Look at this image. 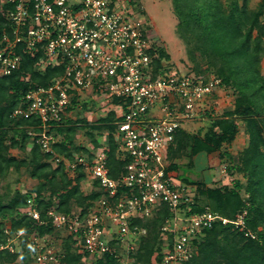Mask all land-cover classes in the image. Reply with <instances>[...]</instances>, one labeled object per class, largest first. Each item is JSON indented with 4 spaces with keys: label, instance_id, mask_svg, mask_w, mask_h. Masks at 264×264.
Masks as SVG:
<instances>
[{
    "label": "trees",
    "instance_id": "16d2710c",
    "mask_svg": "<svg viewBox=\"0 0 264 264\" xmlns=\"http://www.w3.org/2000/svg\"><path fill=\"white\" fill-rule=\"evenodd\" d=\"M250 2L173 0L174 13L179 20L176 33L186 46L192 64L188 75L204 83L215 77L221 82L220 88L233 91L237 98L233 111L219 118L209 114L211 122L206 133H191L185 129L176 132L168 151L167 172L178 173L182 160H188V167L193 169L197 156L218 154L228 162L226 169L233 179L232 187L211 188L184 174L180 179L176 177L192 188L196 186L193 213L209 209L230 221L245 214L246 225L241 231L234 225L216 224L194 241V254L184 264H264V2L256 10L250 9ZM5 31L11 32V24L0 0V48ZM155 53L158 54L154 61L155 77L174 69L165 64L171 57L163 47H158ZM17 54L21 57L20 69L7 77L0 74V184L10 173L23 170L39 184L26 194L17 190L0 195V245L7 246L13 239L19 241L18 245H12L15 251L11 248L0 251V264H33L30 240L33 235L63 238L60 264H87L89 255L74 248V237L57 231L51 224L39 226L24 214L28 199L36 194L37 210L43 221H49L51 210L66 215H74L79 210L81 218H85L97 202L108 199L110 194L102 189L99 181H92L90 194H85L82 185L88 180L87 172L79 166L75 177L71 178L66 163L75 161L74 154L91 161L95 152L105 147L109 177L119 182L128 174L133 159L120 150L115 139V122L118 121L115 113L101 116L95 122L83 117L96 110L97 103L91 100L100 94L96 89L87 94V99L76 92L67 116L51 123L50 134L56 143L51 152H46L39 143L41 119L16 113L27 110L24 97L30 91L49 88L56 78L64 75L65 68L48 67L42 71L39 67L44 57L42 52L30 55L19 46ZM113 102L119 103L117 99ZM71 114L75 117H69ZM237 120L243 122L249 143L233 157L225 145L235 141L239 134ZM79 132L84 133L91 147L77 143ZM11 151H19L24 157L14 156ZM57 159L61 161L56 163ZM235 173L243 174L247 183L234 179ZM126 193L125 189H119L112 202ZM170 217L168 205L163 204L150 217L133 220V227L147 231L137 251L131 255L134 264H151L156 254L161 261L162 228ZM6 222H10L9 229ZM117 248L121 251L120 246ZM121 257L104 255L92 264H120Z\"/></svg>",
    "mask_w": 264,
    "mask_h": 264
},
{
    "label": "built area",
    "instance_id": "2783aa9c",
    "mask_svg": "<svg viewBox=\"0 0 264 264\" xmlns=\"http://www.w3.org/2000/svg\"><path fill=\"white\" fill-rule=\"evenodd\" d=\"M1 7L11 24V32L5 31L1 40L2 76L20 69L19 46L30 55L43 53L39 62L42 71L65 68L64 75L49 88L30 91L24 97L27 110L16 113L41 119L38 136L43 149L52 151L56 139L50 134L51 123L67 116L75 93L86 97L96 89L100 94L91 100L101 103L102 117L115 113V139L120 150L133 159L128 174L117 182L109 177L105 147L99 148L91 161L74 156L72 170L82 166L88 178L99 181L110 194L85 218L80 213L51 210L49 221H43L36 194L28 199L24 214L39 226L51 224L74 237V248L89 255L87 263L104 255H121L120 264H134L131 255L147 231L133 227L132 222L150 217L163 204L168 205L171 217L162 228L161 261L156 254L151 264H184L194 254V241L216 224L245 230V214L230 221L209 209L193 213L192 187L167 172L168 151L176 132L197 116L199 105L213 96L221 82L213 77L204 83L194 75L179 76L174 69L155 77L158 43L138 0H1ZM119 189L128 193L113 203ZM48 237L32 240L34 264H60L62 243ZM12 243L0 245V251H14Z\"/></svg>",
    "mask_w": 264,
    "mask_h": 264
},
{
    "label": "rangeland",
    "instance_id": "374dc122",
    "mask_svg": "<svg viewBox=\"0 0 264 264\" xmlns=\"http://www.w3.org/2000/svg\"><path fill=\"white\" fill-rule=\"evenodd\" d=\"M138 2L141 12L153 25L152 31L156 37L158 47H163L171 57L170 62L165 64L174 68L173 72H178L179 76L191 74L192 64L188 60L186 46L176 33L179 20L174 13L173 0H138ZM263 2L264 0H251L250 9L256 10ZM262 66L264 70V61ZM236 98L237 96L233 91L219 87L216 89L213 96L206 98L205 101L199 105L200 108H198L196 112L197 116L192 121L187 122L184 129L191 133H206L211 122L209 117L212 115L213 118H219L224 116L226 113L233 111L235 109ZM84 99H87V97ZM100 105L101 103L97 104L96 110L85 114L83 117H86L90 122H95L102 116ZM69 117L74 118L75 116L74 114H71ZM237 123L239 127V134L236 140L225 145V148L233 157H237L249 143V138L246 134V128L243 122L237 120ZM77 143L86 147H91V144L82 132H79L77 136ZM11 154L19 158L24 157L19 151H11ZM75 155L79 156L78 154H74V156ZM227 163L228 162L225 160L220 159L218 154L211 156L201 154L194 159L193 169L188 167V160L180 161L179 164L181 167L175 175L179 178L180 175L183 176L184 174L185 177L190 178L192 181L204 182L211 188H221L224 186L232 187L233 179L228 175L226 169ZM66 171L71 178L75 177V171L72 170L69 163H66ZM234 177V179L240 180L243 184L247 183V178L243 174L235 173ZM38 184L39 182L33 180L26 170H23L21 173L12 172L1 182L0 195H5L7 193L12 194L17 190L26 194L34 189ZM91 184L92 181L88 178V180L82 185V191L87 195L90 194L92 190ZM192 189L195 193L196 186ZM49 195L50 194H47L46 196L49 197ZM77 213H80L79 210H77ZM9 225L10 222H6V227L8 229ZM64 234L67 235L66 233ZM34 237L35 236L33 235L30 240L32 241ZM48 238L52 241H60L63 246V238ZM18 242L19 241L13 239L12 245H18ZM13 249L14 251L16 250L15 248ZM94 261L95 260H91L87 264H92Z\"/></svg>",
    "mask_w": 264,
    "mask_h": 264
}]
</instances>
